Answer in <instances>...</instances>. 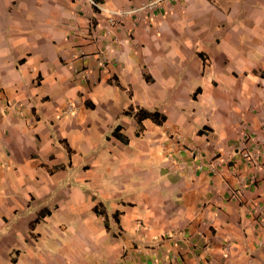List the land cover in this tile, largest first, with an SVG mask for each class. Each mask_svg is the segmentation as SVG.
<instances>
[{"label": "crops", "instance_id": "crops-1", "mask_svg": "<svg viewBox=\"0 0 264 264\" xmlns=\"http://www.w3.org/2000/svg\"><path fill=\"white\" fill-rule=\"evenodd\" d=\"M85 259L264 264V0H0V264Z\"/></svg>", "mask_w": 264, "mask_h": 264}, {"label": "trees", "instance_id": "trees-1", "mask_svg": "<svg viewBox=\"0 0 264 264\" xmlns=\"http://www.w3.org/2000/svg\"><path fill=\"white\" fill-rule=\"evenodd\" d=\"M134 118H135L137 124H139V123H140L141 121H143V120L148 119V120H150L152 123L159 125V124H161V123L165 120L164 116H163V115H160V114L157 113V112H147V111H144V110H142V109H138V110L135 112V114H134ZM118 130H119L118 127H116V128L112 131L111 135H112L114 138H119V139L123 140L122 138H120V137L117 136L116 132H117ZM93 212H96V209H95V208H93Z\"/></svg>", "mask_w": 264, "mask_h": 264}, {"label": "rangeland", "instance_id": "rangeland-1", "mask_svg": "<svg viewBox=\"0 0 264 264\" xmlns=\"http://www.w3.org/2000/svg\"><path fill=\"white\" fill-rule=\"evenodd\" d=\"M125 11H128L127 9H124ZM141 11H143V10H141ZM115 13H117V15H113V16H111V15H107V18H106V21L103 23V26H104V28H105V25H106V23H107V25H106V27H108V20L110 19V18H112L113 20H115V19H121L122 18V16L124 15V14H126V12H122V11H118V12H115ZM119 13H121V14H119ZM70 252V251H69ZM263 257V256H262ZM106 260V259H105ZM105 260H102V263H100V264H108L107 262L105 263ZM90 261H87V259H85V260H83V261H81L80 263H77V264H93V263H89Z\"/></svg>", "mask_w": 264, "mask_h": 264}, {"label": "built area", "instance_id": "built-area-1", "mask_svg": "<svg viewBox=\"0 0 264 264\" xmlns=\"http://www.w3.org/2000/svg\"><path fill=\"white\" fill-rule=\"evenodd\" d=\"M92 5H94V3L93 2H90ZM154 4H155V2H153V3H149V4H147V5H145L144 7H141L142 9L144 8V9H151L153 6H154ZM128 13H130V12H126V14H124V15H127ZM119 14H121V13H119ZM111 15H117V13H115V12H113ZM111 23H113V20H112V18H110L109 20H108V25H110ZM241 157L243 158V159H245V160H248L249 159V154H248V152H243V153H241ZM236 193H238L237 191H234L233 192V197L236 195ZM235 198V197H234Z\"/></svg>", "mask_w": 264, "mask_h": 264}]
</instances>
